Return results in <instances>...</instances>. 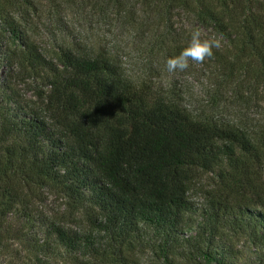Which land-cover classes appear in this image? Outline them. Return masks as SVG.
Masks as SVG:
<instances>
[{"label": "trees", "instance_id": "obj_1", "mask_svg": "<svg viewBox=\"0 0 264 264\" xmlns=\"http://www.w3.org/2000/svg\"><path fill=\"white\" fill-rule=\"evenodd\" d=\"M74 4L148 32L140 72ZM177 16L222 42L199 97ZM0 264H264V0H0Z\"/></svg>", "mask_w": 264, "mask_h": 264}, {"label": "rangeland", "instance_id": "obj_2", "mask_svg": "<svg viewBox=\"0 0 264 264\" xmlns=\"http://www.w3.org/2000/svg\"><path fill=\"white\" fill-rule=\"evenodd\" d=\"M75 8L74 4L72 9H65L66 11L62 13L64 22L73 29L74 33L87 32L90 36L101 39V43L107 46L111 44L116 45L120 54H122V62L125 64L126 68L132 72H140L139 68L144 64L146 58L145 41L148 38V32H145L142 28L133 29L125 20L117 19L111 11L110 14L103 19L91 10L82 11ZM133 8L138 18L151 21L150 18L154 15L152 11L146 10L138 3H135ZM43 19L44 16L42 17V20ZM173 20L177 22V30L191 33L193 30L198 29L203 38H213V35H209L208 32L202 30L195 23L186 21L182 16H177V19L174 18ZM205 72V62L203 64L193 63L187 71L176 73L177 76L175 80L177 82V87L180 88L182 92L188 91L196 97L201 96V91L203 87H205ZM47 204L48 208L55 209L57 207V203L52 199H49Z\"/></svg>", "mask_w": 264, "mask_h": 264}, {"label": "clouds", "instance_id": "obj_3", "mask_svg": "<svg viewBox=\"0 0 264 264\" xmlns=\"http://www.w3.org/2000/svg\"><path fill=\"white\" fill-rule=\"evenodd\" d=\"M222 42L218 38H203L196 29L190 33V39L182 50L165 60V70L168 74L183 73L194 64H203L214 55V49L219 50Z\"/></svg>", "mask_w": 264, "mask_h": 264}]
</instances>
